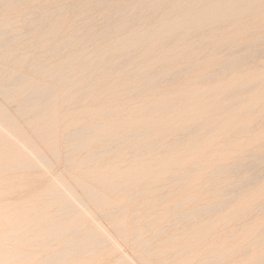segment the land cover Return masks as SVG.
<instances>
[{
  "label": "rangeland",
  "instance_id": "obj_1",
  "mask_svg": "<svg viewBox=\"0 0 264 264\" xmlns=\"http://www.w3.org/2000/svg\"><path fill=\"white\" fill-rule=\"evenodd\" d=\"M0 111V264H264V0H0Z\"/></svg>",
  "mask_w": 264,
  "mask_h": 264
},
{
  "label": "bare ground",
  "instance_id": "obj_2",
  "mask_svg": "<svg viewBox=\"0 0 264 264\" xmlns=\"http://www.w3.org/2000/svg\"><path fill=\"white\" fill-rule=\"evenodd\" d=\"M154 1H155V0H154ZM152 2H153V1H152ZM172 2H173V1H172ZM154 3H155V2H154ZM206 3H207V2H206ZM185 4H186V3H185ZM150 5H153V4L151 3ZM156 5H157V4H156ZM181 5H183V4L181 3ZM154 6H155V4H154ZM183 6H184V5H183ZM150 8H151V7H150ZM176 8H177V7H176ZM26 10H27V9H26ZM181 10H182V9H181ZM11 11H12V10H11ZM31 14H32V13H31ZM45 15H46V14H45ZM198 17H199V16H198ZM177 18H178V17H177ZM204 19H205V21H206V17H205ZM185 20H186V19H185ZM31 21H32V20H31ZM10 22H11V21H10ZM12 22H13V21H12ZM34 22H35V21H34ZM163 22H167V21H163ZM168 22H169V21H168ZM175 23H176V22H174V24H175ZM201 23H202V22H201ZM212 23H213V22H212ZM49 24H51V23H49ZM164 24H165V23H164ZM164 24H163V25H164ZM167 25H168V24H167ZM170 25H171V24H170ZM179 26H180V25H179ZM179 26H178V27H179ZM181 26H182V25H181ZM168 27H169V26H168ZM172 27H173V26H172ZM178 27H176V28H178ZM162 28H163V27H162ZM169 28H170V27H169ZM180 28H181V27H180ZM165 30H166V29H165ZM167 30H168V29H167ZM172 30H173V29H172ZM162 32H163V31H162ZM170 32H171V31H170ZM163 33H164V32H163ZM167 33H169V32H167ZM176 33H177V32H176ZM176 33H175V34H176ZM27 34H28V33H27ZM161 34H162V33H161ZM170 34H171V33H170ZM46 35H47V34H46ZM165 35H167V34L165 33ZM170 36H171V35H170ZM170 36H169V37H170ZM173 36H174V35H173ZM139 38H140V37H139ZM155 38H156V40H157V37H155ZM176 38H177V37H176ZM10 41H12V40H10ZM143 41H144V40H143ZM141 42H142V41H141ZM156 42H158V40H157ZM92 43H93V42H92ZM179 43H180V42H179ZM41 44H42V43H41ZM182 46H183V45H182ZM153 47H154V46H153ZM178 47H180V46H178ZM182 48H183V47H182ZM179 51H180V50H179ZM179 51H178V52H179ZM180 52H181V51H180ZM17 59H18V58H17ZM20 60H21V59H20ZM36 64H37V63H36ZM40 64H41V63H40ZM8 65H9V64H8ZM20 65H21V64H20ZM17 66H18V65H17ZM31 75H32V74H31ZM54 76H55V75H54ZM179 77H180V76H179ZM215 79H216V78H215ZM17 80H18V79H17ZM22 80H23V79H22ZM174 80H175V79H174ZM7 82H8V81H7ZM12 82H13V81H12ZM21 84H22V83H21ZM7 89H8V88H7ZM16 92H17V91H16ZM8 94H9V93H8ZM188 94H189V93H188ZM192 94H193V93H192ZM204 94H205V93H204ZM5 95H6V94H5ZM190 95H191V93H190ZM190 95H189V96H190ZM52 96H53V95H52ZM191 96H192V95H191ZM183 97H184V96H183ZM26 103H27V102H26ZM28 103H30V102H28ZM23 104H24V103H23ZM25 105H26V104H25ZM32 106H33V105H32ZM51 106H52V104H51ZM128 109H129V108H128ZM189 109H190V108H189ZM198 109H199V108H198ZM193 110H194V109H193ZM123 111H124V110H123ZM0 112H1V113H0V115H1V114H2V111H0ZM178 112H179V111H178ZM131 113H134V112H130V114H131ZM174 113H175V112H174ZM190 113H191V112H190ZM186 114H187V113H186ZM2 115H3V114H2ZM105 115H106V114H105ZM168 115H169V114H168ZM5 116H6V115H5ZM21 116H23V115H21ZM27 116H28V115H27ZM27 116H26V117H27ZM171 116H172V115H171ZM177 116H178V114H177ZM3 117H4V116H3ZM24 117H25V116H24ZM48 118H49V117H48ZM55 118H56V117H55ZM46 119H47V118H46ZM8 120H9V119H8ZM43 120H44V119H43ZM45 121H46V120H45ZM50 121H51V120H50ZM5 124H6V123H5ZM51 124H52V123H51ZM12 125H13V124H12ZM12 125H11V126H12ZM48 125H50V124H48ZM13 126H14V125H13ZM14 127H15V126H14ZM47 127H48V126H47ZM49 127H50V126H49ZM49 127H48V128H49ZM94 128H95V127H94ZM51 129H52V128H51ZM87 131H88V130H87ZM91 131H92V130H91ZM148 131H149V130H148ZM52 132H53V131H52ZM190 132H191V131H190ZM49 133L51 134V132H49ZM5 134H6V133H5ZM52 134H53V133H52ZM142 135H143V134H142ZM22 136L25 137L24 135H22ZM22 136H21V137H22ZM21 137H20V138H21ZM23 137H22V138H23ZM67 137H68V136H67ZM63 138H64V137H63ZM23 139H24V138H23ZM25 139H26V137H25ZM124 141H125V140H124ZM124 141H123V142H124ZM127 141H128V140H127ZM25 142H26V141H25ZM28 143H29V142H28ZM122 144H123V143H122ZM122 144H121V145H122ZM31 145H32V144H31ZM81 148H82V147H81ZM138 149H139V148H138ZM147 149H148V148H147ZM102 150H103V149H102ZM15 153H16V152H15ZM37 153H38V152H37ZM54 153H55V152H54ZM56 154H57V153H56ZM103 154H104V153H103ZM142 154H143V153H142ZM16 155H17V154H16ZM250 155H251V154H250ZM20 156H21V155H20ZM62 156H63V155H62ZM149 156H150V155H149ZM38 158H39V157H38ZM38 158H37V159H38ZM95 158H96V157H95ZM34 159H35V158H34ZM34 159H33V160H34ZM251 159H252V158H251ZM3 160H4V158H3ZM15 161H16V160H15ZM46 161H47V159H46ZM256 161H257V160H256ZM82 162H83V161H82ZM17 164H18V163H17ZM81 164H82V163H81ZM77 166H78V165H77ZM7 167H8V166H7ZM244 167H245V166H244ZM14 168H15V167H14ZM230 168H231V167H230ZM252 168H253V167H252ZM32 169H33V168H32ZM223 169H224V168H223ZM223 169H222V170H223ZM30 170H31V169H30ZM220 172H221V171H220ZM213 174H214V173H213ZM256 174H258V173H256ZM216 175H217V174H216ZM170 178H171V177H170ZM107 180H108V179H107ZM242 184H243V183H242ZM172 185H173V184H172ZM168 187H169V186H168ZM232 190H233V189H232ZM232 190H231V191H232ZM167 191H168V190H167ZM225 193H226V192H225ZM225 193H224V194H225ZM139 194H140V193H139ZM53 195H54V194H53ZM135 195H137V194H135ZM140 195H141V194H140ZM140 195H139V196H140ZM62 197H63V196H62ZM84 197H85V196H84ZM131 198H132V197H131ZM128 206H129V205H128ZM219 206H220V205H219ZM79 207H80V206H79ZM122 208H123V207H122ZM216 208H217V207H216ZM121 210H122V209H121ZM118 211H120V210H118ZM202 212H203V209H202ZM200 213H201V212H200ZM103 214H104V213H103ZM207 214H208V213H207ZM90 215H91V214H90ZM187 216H188V215H187ZM205 216H206V215H205ZM47 217H48V216H47ZM94 219H95V218H94ZM181 219H182V218H181ZM78 221H79V220H78ZM128 223H129V222H128ZM185 223H186V222H185ZM13 224H14V223H13ZM73 227H74V226H73ZM52 228H53V227H52ZM81 228H82V227H81ZM81 228H80V232H81ZM85 228H86V227H85ZM95 228H96V227H95ZM45 230H46V229H45ZM9 231H10V230H9ZM46 231H47V230H46ZM77 231H78V230H77ZM11 232H12V231H11ZM65 232H66V231H65ZM6 233H7V232H6ZM39 233H40V232H39ZM45 233H46V232H45ZM129 233H130V232H129ZM4 234H5V233H4ZM50 234H51V233H50ZM79 234H80V233H79ZM158 234H159V233H158ZM11 235H12V234H11ZM14 235H15V234H14ZM38 235H39V234H38ZM76 235H78V234H76ZM6 236H7V234H6ZM88 236H89V235H88ZM36 237H37V236H36ZM48 237H49V235H48ZM69 237H70V236H69ZM72 237H74V236H72ZM83 237H84V236H83ZM89 237H90V236H89ZM91 237H92V235H91ZM29 238H30V237H29ZM42 238H44V237H42ZM52 238H53V237H52ZM54 238H55V237H54ZM74 238H75V237H74ZM87 238H88V237H87ZM100 238H101V237H100ZM11 239H12V238H11ZM93 239H94V238L92 237V240H93ZM3 240H4V238H3ZM7 240H8V239H7ZM50 241H51V240H50ZM81 241H82V240H81ZM85 241H86V240H85ZM90 241H91V240H90ZM100 241H101V240H100ZM0 242H1V241H0ZM55 242H56V241H55ZM69 242H70V241H69ZM86 242H87V241H86ZM98 242H99V241H98ZM26 243H27V242H26ZM68 244H69V243H68ZM73 245L75 246V244H73ZM76 245H77V244H76ZM17 246H18V245H17ZM84 246H85V244H84ZM101 246H102V245H101ZM95 247H96V246H95ZM30 248H31V247H30ZM56 248H57V247H56ZM98 248H99V247H98ZM0 249H1V247H0ZM25 249H26V248H25ZM31 249H32V248H31ZM36 249H37V248H36ZM43 249H44V248H43ZM43 249H42V250H43ZM45 249H46V248H45ZM7 250H8V249H7ZM10 250H11V249H10ZM101 250H102V249H101ZM135 250H136V249H135ZM19 251H20V250H19ZM8 252H9V251H8ZM36 253H37V252H36ZM88 253H89V252H88ZM0 254H1L0 257L3 256L2 259L5 258V254L2 255V252H1ZM8 254H9V253H8ZM20 254H21V253H20ZM62 254H63V253H62ZM74 254H75V253H74ZM81 254H82V253H81ZM91 254H92V253H91ZM12 255H13V254H12ZM12 255L10 254V256H12ZM25 255H26V254H25ZM60 255H61V254H60ZM68 255H69V254H68ZM68 255H67V256H68ZM10 256L7 255V257H8L9 259H10ZM21 256H22V255H21ZM26 256H27V255H26ZM29 256H30V255H29ZM61 256H62V255H61ZM82 256H84V255H82ZM7 257H6V258H7ZM12 257H13V256H12ZM12 257H11V260H12ZM6 258H5V259H6ZM50 258H51V257H50ZM77 259H78V258H77ZM3 261H5V260H3ZM50 261H51V260H50ZM123 261H124V260H123ZM123 261H122V262H123ZM39 262H40V261H39ZM0 263H1V261H0ZM46 264H47V263H46Z\"/></svg>",
  "mask_w": 264,
  "mask_h": 264
}]
</instances>
